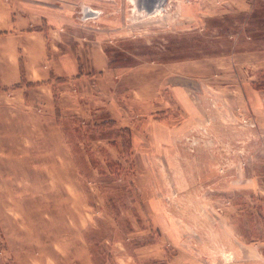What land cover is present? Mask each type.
<instances>
[{
    "label": "rangeland",
    "instance_id": "rangeland-1",
    "mask_svg": "<svg viewBox=\"0 0 264 264\" xmlns=\"http://www.w3.org/2000/svg\"><path fill=\"white\" fill-rule=\"evenodd\" d=\"M6 1L108 67L0 81V264H264V0Z\"/></svg>",
    "mask_w": 264,
    "mask_h": 264
},
{
    "label": "crops",
    "instance_id": "crops-1",
    "mask_svg": "<svg viewBox=\"0 0 264 264\" xmlns=\"http://www.w3.org/2000/svg\"><path fill=\"white\" fill-rule=\"evenodd\" d=\"M10 7L6 0H0L2 85L12 86L19 82L22 68L27 81L31 82L48 81L52 73L57 77L77 74L88 77L105 72L108 63L100 44L80 41L73 50L63 37V28H43L45 15L37 6L25 5L24 10L14 12Z\"/></svg>",
    "mask_w": 264,
    "mask_h": 264
},
{
    "label": "water",
    "instance_id": "water-1",
    "mask_svg": "<svg viewBox=\"0 0 264 264\" xmlns=\"http://www.w3.org/2000/svg\"><path fill=\"white\" fill-rule=\"evenodd\" d=\"M143 1H144V0H143ZM155 1H156V0H155ZM158 1H159V0H158ZM158 1H157V2H158ZM140 2L142 3V6H143V2H142V0H139V3H140ZM148 6H149V5H148ZM155 6H156V5H155ZM143 7L145 8V10H148V11H149V10L152 11L153 8H154V7H152V6H151V7H150V6H149V7H145V6H143ZM97 13H98V11H96V10H92V9L86 7V8H85V14H84V15H85V16H91V15H96Z\"/></svg>",
    "mask_w": 264,
    "mask_h": 264
},
{
    "label": "bare ground",
    "instance_id": "bare-ground-1",
    "mask_svg": "<svg viewBox=\"0 0 264 264\" xmlns=\"http://www.w3.org/2000/svg\"><path fill=\"white\" fill-rule=\"evenodd\" d=\"M133 2H135V5H138V3H139V1H138V3H137V1H135V0H133ZM150 2H148V4H149ZM137 7V6H136ZM140 8V7H139ZM142 10V9H141ZM138 12V11H137Z\"/></svg>",
    "mask_w": 264,
    "mask_h": 264
},
{
    "label": "built area",
    "instance_id": "built-area-1",
    "mask_svg": "<svg viewBox=\"0 0 264 264\" xmlns=\"http://www.w3.org/2000/svg\"><path fill=\"white\" fill-rule=\"evenodd\" d=\"M263 261H264V258H263ZM246 264H252V263H246Z\"/></svg>",
    "mask_w": 264,
    "mask_h": 264
},
{
    "label": "trees",
    "instance_id": "trees-1",
    "mask_svg": "<svg viewBox=\"0 0 264 264\" xmlns=\"http://www.w3.org/2000/svg\"><path fill=\"white\" fill-rule=\"evenodd\" d=\"M257 18H261V17L259 16V17H257Z\"/></svg>",
    "mask_w": 264,
    "mask_h": 264
}]
</instances>
